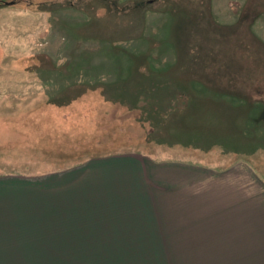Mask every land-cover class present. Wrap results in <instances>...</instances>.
<instances>
[{
  "label": "rangeland",
  "instance_id": "rangeland-1",
  "mask_svg": "<svg viewBox=\"0 0 264 264\" xmlns=\"http://www.w3.org/2000/svg\"><path fill=\"white\" fill-rule=\"evenodd\" d=\"M142 164L199 170V195L211 171L264 181V0H0V176L22 177L2 200ZM180 195L152 191L143 220H2V264H264V220Z\"/></svg>",
  "mask_w": 264,
  "mask_h": 264
},
{
  "label": "crops",
  "instance_id": "crops-1",
  "mask_svg": "<svg viewBox=\"0 0 264 264\" xmlns=\"http://www.w3.org/2000/svg\"><path fill=\"white\" fill-rule=\"evenodd\" d=\"M98 165H100V163ZM101 166L100 169H92L85 175V178L83 180L81 179L80 184L72 188L75 191H72L69 187H65L64 191L70 193L68 196L70 200L65 202L58 198L56 191L48 194L47 202H45L44 198H39L38 186H36L35 192H30L32 195L29 197V201L23 198H17L19 193L24 192H19L22 189L18 186L13 189V192L16 194L13 195V193L9 201L7 200V196L3 197L2 200V190H5V192L8 190L7 188H2L7 187L6 185H2V179L14 177L20 180L22 177L17 175L8 177L0 176V264H2V241L6 244L8 241L13 242L15 239L2 237V220H23L24 217L27 220H38L37 218L39 216H37V214L45 209L48 211L47 217L40 216V218L45 217L47 220H68L71 219L72 216H75L74 220H143L145 214H149V209H151L152 206V191L159 197H163V194H167V196L170 194L171 198L173 197L174 200L181 197L180 194L182 193H194L197 201L194 202L196 208H198V206L207 207L210 210L221 208L224 210V215L227 220L230 218H232L231 220H264V181L260 179L259 174L254 172L253 169H249V173L247 172V168L244 167L236 171H232V169L227 170L223 174L211 171V173L216 176L217 180L211 179L209 174L205 175L207 180L205 182V187H202V189L206 190L207 193H210V189H220V193L210 196V194L207 193L205 195H199L196 193L197 189L192 191L193 183L198 186V183L202 184L204 182H199L197 179L199 175L203 174L198 172L199 170L190 171V173H194V175L189 178L187 177V175L189 176V172L187 171L173 172L175 169L172 168L152 164L151 166H143L142 164L139 170V173L143 176L141 183L137 178H134L131 180L132 184L129 186V184H120L119 175L123 174L125 171L120 173L119 171L121 170H113L114 173L105 176L106 172L110 169L102 170ZM178 173H180L179 175H183V178L186 179L177 178ZM247 174L250 182L245 184L242 181L243 184L240 183L239 181L241 179L238 180V176L245 178V182L247 180ZM139 177H141V175ZM223 177H227V181ZM110 178L111 181L108 183ZM91 181L96 182L94 186V195L91 194V184L88 185ZM186 181L187 184H183ZM170 187L173 188L170 189ZM45 189L48 188L46 187ZM55 189L58 188L55 187ZM178 195L180 196L177 197ZM89 196L91 197L90 199ZM202 196H204V198L199 201ZM213 198L215 201H213ZM29 208L35 210L36 216L33 214L29 216L28 213H26L29 212ZM136 208L141 209V211L139 213H133ZM183 210L188 212L186 208ZM76 213H78V215ZM76 216L79 218L76 219ZM222 217L224 218L223 214ZM222 217L219 214H213L212 219L223 220ZM255 234L257 239H260V237L264 235L263 228L257 226ZM258 255H260V253H258ZM26 256L31 259L28 254H26Z\"/></svg>",
  "mask_w": 264,
  "mask_h": 264
},
{
  "label": "water",
  "instance_id": "water-1",
  "mask_svg": "<svg viewBox=\"0 0 264 264\" xmlns=\"http://www.w3.org/2000/svg\"><path fill=\"white\" fill-rule=\"evenodd\" d=\"M13 4V3H12Z\"/></svg>",
  "mask_w": 264,
  "mask_h": 264
}]
</instances>
